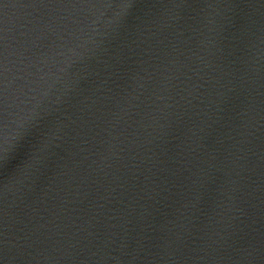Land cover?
Instances as JSON below:
<instances>
[{
	"label": "water",
	"instance_id": "water-1",
	"mask_svg": "<svg viewBox=\"0 0 264 264\" xmlns=\"http://www.w3.org/2000/svg\"><path fill=\"white\" fill-rule=\"evenodd\" d=\"M0 264H264V0H178L1 78Z\"/></svg>",
	"mask_w": 264,
	"mask_h": 264
}]
</instances>
